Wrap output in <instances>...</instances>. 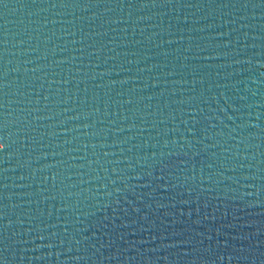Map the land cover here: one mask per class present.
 Returning <instances> with one entry per match:
<instances>
[{"label":"water","instance_id":"1","mask_svg":"<svg viewBox=\"0 0 264 264\" xmlns=\"http://www.w3.org/2000/svg\"><path fill=\"white\" fill-rule=\"evenodd\" d=\"M264 0H0L3 264H264Z\"/></svg>","mask_w":264,"mask_h":264},{"label":"snow or ice","instance_id":"2","mask_svg":"<svg viewBox=\"0 0 264 264\" xmlns=\"http://www.w3.org/2000/svg\"><path fill=\"white\" fill-rule=\"evenodd\" d=\"M5 148V145L3 143H0V151H3ZM0 264H3L2 261H0Z\"/></svg>","mask_w":264,"mask_h":264},{"label":"clouds","instance_id":"3","mask_svg":"<svg viewBox=\"0 0 264 264\" xmlns=\"http://www.w3.org/2000/svg\"><path fill=\"white\" fill-rule=\"evenodd\" d=\"M262 68H264V65H261Z\"/></svg>","mask_w":264,"mask_h":264}]
</instances>
